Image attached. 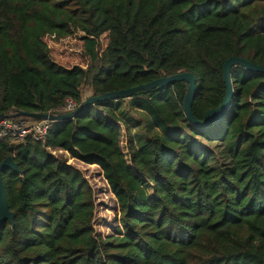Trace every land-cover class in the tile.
<instances>
[{"label":"trees","instance_id":"16d2710c","mask_svg":"<svg viewBox=\"0 0 264 264\" xmlns=\"http://www.w3.org/2000/svg\"><path fill=\"white\" fill-rule=\"evenodd\" d=\"M261 20L264 0H0V116L62 115L87 92L191 73L201 121L223 101L227 59L264 67ZM77 33L86 61L65 68L49 42ZM230 79L229 109L205 128L185 117L183 82L128 99L147 126L124 125L127 155L124 99L50 122L39 142L0 137V163L19 169L1 173L14 226H0V264H264V75L235 67ZM49 149L99 171L116 203L112 235H95L92 187Z\"/></svg>","mask_w":264,"mask_h":264},{"label":"water","instance_id":"95a60500","mask_svg":"<svg viewBox=\"0 0 264 264\" xmlns=\"http://www.w3.org/2000/svg\"><path fill=\"white\" fill-rule=\"evenodd\" d=\"M235 67H240L246 71L264 75V67L257 66L241 58L232 57L227 59L223 63V67H222L223 81L225 86V95L223 101L220 104V106L217 107L216 109L207 111L204 114V117L201 121H198L194 118L191 109L192 99L195 91V78L191 73H180L169 77L159 78L150 83L129 88L126 90L110 92L98 97H88L74 111L67 114L51 115V114H29L23 112H13L6 116L1 115L0 122L5 119H16V118H28L34 121L63 122L74 119L87 107L93 106L96 103L117 101L121 99H131L135 97L138 92L149 94L152 91H162L164 88L168 86H171L175 83L183 82L188 86L186 90V94L183 99V111L185 117L187 118L189 123L194 127L205 128L218 122L230 107V101L233 93L231 79H230V71L232 68ZM5 169H10L16 173L19 172L18 166L14 162L12 157H7L0 163V226H2L5 222H8L13 228L14 214L9 210V206L4 190V185L2 181V174H1L2 171Z\"/></svg>","mask_w":264,"mask_h":264},{"label":"rangeland","instance_id":"374dc122","mask_svg":"<svg viewBox=\"0 0 264 264\" xmlns=\"http://www.w3.org/2000/svg\"><path fill=\"white\" fill-rule=\"evenodd\" d=\"M241 1V0H238ZM255 30H264V20H261L254 25ZM82 33L74 34L72 37L65 39H58L56 42H49L50 57L59 65L65 68H72L74 66H84L86 61L82 53V45L80 38ZM107 35H103L100 38V52H102L107 46ZM90 97V93H85L84 98ZM128 99H124L119 112L117 113L120 118V129H121V148L127 155L125 148V128L124 125L131 127L133 134H139L145 132L147 126V118L131 108ZM32 123L31 120L27 121ZM55 157L67 161V163L74 168L80 170L92 187L94 192V219L93 227L96 236L106 238L112 235L113 230L116 226V203L114 198L109 193L99 171L93 167H87L83 164L72 160L69 155L63 151L56 149H49Z\"/></svg>","mask_w":264,"mask_h":264},{"label":"built area","instance_id":"2783aa9c","mask_svg":"<svg viewBox=\"0 0 264 264\" xmlns=\"http://www.w3.org/2000/svg\"><path fill=\"white\" fill-rule=\"evenodd\" d=\"M77 104L72 100H67L62 110L65 114L74 111ZM50 122L48 121H14V119H5L0 122V137L10 138L14 143H20L27 138L35 142L44 140L46 137Z\"/></svg>","mask_w":264,"mask_h":264}]
</instances>
